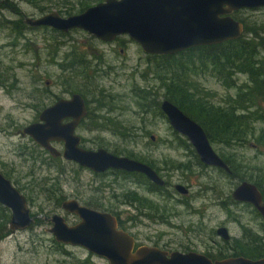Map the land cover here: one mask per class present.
I'll return each instance as SVG.
<instances>
[{"label":"rangeland","instance_id":"obj_1","mask_svg":"<svg viewBox=\"0 0 264 264\" xmlns=\"http://www.w3.org/2000/svg\"><path fill=\"white\" fill-rule=\"evenodd\" d=\"M17 2L26 16L41 15L31 4L21 0ZM59 9L53 6L47 13L59 12ZM239 17L251 27L258 28V33L264 39V8L244 11ZM19 18L18 14L7 9L0 12V158H6L18 164V170L25 173V178H22L23 184L28 183L29 180L32 181L33 184H30L29 189H26L24 193L32 198L30 208L36 218L27 229L17 230L0 241V264H109L105 258L89 256V251L83 247L65 245L56 241L50 232L53 226L51 222L53 214H62L70 224L75 223L76 218L63 211L55 200H49L46 196L43 190L55 189V186L58 189L55 190L57 197L62 196V191L68 198H78L90 205H95L100 197L102 201L99 203L105 204L103 206L109 209L119 206L118 210L129 212L122 215V225L129 228V231L135 235L138 244L160 243L171 249L183 250L187 244L186 233L190 214L186 206L180 205L178 200H173L167 194L168 191L156 196L148 193L145 188H138L141 194H139V200L151 206L148 214L152 216L150 219H141L136 217L138 213L133 207H126L120 203L123 199L121 193L124 190L131 187L137 188L134 185L130 187L122 176H95L90 170L78 169L76 165L55 163L41 148L32 144L31 161L23 165L24 157L16 154L15 150L18 149L20 142L25 140H21L22 138L17 135L12 137L13 125L19 128L26 126L33 121L40 109L52 104L58 98H68L73 92L82 88L80 84L84 80L81 76L68 71L64 72L60 67L62 62L66 63L70 60L67 54L68 52L72 54L70 51L74 48L92 65L87 73L96 76L93 89L97 92L104 90V94L109 95L108 99L102 100L103 103L109 102L110 96L116 98L112 102L113 112H108L109 107L105 105L107 108L102 109V112L96 111L95 115L112 117L114 122L125 119L132 122H136V119L140 121L139 117L142 114H138L134 90L153 88V90H160L161 93L165 92L164 88L161 89L159 77L166 74L160 67L167 64L166 60L147 55L141 46L128 36H122L116 42L106 43L79 29L72 30L66 36H60L53 28H34L27 25L24 28V35L16 38L15 33L6 25ZM187 58L185 56L181 59L184 64L188 62ZM190 76L195 82L212 92L213 101L219 105H225L242 86L251 84L247 74L237 73L233 76L234 85L227 87L205 67L200 73L191 72ZM68 82L73 84L70 86ZM9 86H14V89L9 94L4 93V89ZM163 99L164 97L160 98L162 101ZM87 100L91 102L92 108L96 106L92 96L88 95ZM263 101L259 99L260 104L264 106ZM92 124V118H86L77 130V133L83 137L84 147L89 149L103 147L111 152L129 150L138 157L153 161L172 185L176 183L190 185L191 197L180 196V194L179 196L188 198L187 200L192 199L194 206L201 207L205 215L203 220L208 227L204 230L209 231L216 225H224L228 227L232 237L242 235L241 227L232 218V215L236 214V208L220 205L222 200L230 196L237 180L220 171L215 172L216 170L212 168L207 170L202 168L196 164L195 158L190 160V150L186 142L181 139L186 138L182 136L179 140L175 136L168 119L148 117L144 124L139 123L136 129H132L130 138L126 141L111 127L97 128ZM250 126L255 127L256 135L260 132L263 123L258 121ZM4 129L10 130L11 135L5 134ZM255 135L248 133L245 145L242 147L236 145L235 149L222 143L212 144L220 155L233 156L231 152H234L236 158H231L237 160L235 166L239 169V174L245 179L259 181L264 187V139L258 142ZM152 136H155V139H152ZM186 141L188 142L187 139ZM55 146L60 150L63 149L60 145ZM42 156L47 162L40 160ZM35 158L37 162L33 161ZM57 164L68 168L67 177L65 179L61 177L62 181L59 179ZM188 164L191 166L196 164L191 172L184 171L189 168ZM32 171L36 177L28 178V174ZM212 178L219 179V210L208 203L212 193L202 192V186L212 185L210 182ZM32 189L34 190L31 191ZM203 204L209 205L207 210ZM158 209L160 212H166V217L162 221L158 219L161 215L156 212ZM244 212L246 213L242 215L241 220L253 225L251 220L254 217L253 213ZM193 217L198 221L202 216ZM134 222L138 225H133ZM231 250V244H226L219 237V253L228 255Z\"/></svg>","mask_w":264,"mask_h":264},{"label":"water","instance_id":"obj_2","mask_svg":"<svg viewBox=\"0 0 264 264\" xmlns=\"http://www.w3.org/2000/svg\"><path fill=\"white\" fill-rule=\"evenodd\" d=\"M261 6L264 7V0H104L79 14L63 16L58 11H51L36 17L25 16L24 23L65 33L79 29L105 42L128 36L146 53L173 55L195 46L240 38L244 32L243 23L230 14L234 10ZM222 14L228 16L222 17ZM161 109L171 127L193 146L202 163L230 172L229 165L216 152L201 124L169 99H163ZM87 115L88 106L83 95L75 93L68 98L61 97L41 111L39 122L24 127L22 134L30 135L53 154H63L65 159L95 172L108 169L140 172L151 181L165 185V180L145 162L116 155L105 148L90 150L83 147L82 137L76 129ZM66 119L71 120L65 122ZM55 142L64 143V149L60 151L53 145ZM177 187L186 192L183 185ZM234 197L253 202L264 214L261 192L256 185L243 182L235 190ZM0 203L11 210L12 232L27 229L35 220L27 198L1 171ZM62 208L78 215L81 221L70 225L63 215L55 213L50 232L56 241L84 247L106 258L110 264H264V258L231 257L213 262L198 252H169L150 245L136 247L134 236L119 229L117 219L111 213L81 205L76 199L65 200ZM220 231L226 237V229Z\"/></svg>","mask_w":264,"mask_h":264},{"label":"trees","instance_id":"obj_3","mask_svg":"<svg viewBox=\"0 0 264 264\" xmlns=\"http://www.w3.org/2000/svg\"><path fill=\"white\" fill-rule=\"evenodd\" d=\"M17 1L18 0H0V12L3 9H7L20 16L16 21L6 25L15 33L16 38L17 36L24 35V28L27 27V24L24 23L26 15L19 8ZM21 1L31 4L41 15L46 14L53 6H57L60 8L59 12L61 14L69 16L84 12L97 0ZM44 27L51 28L47 26L38 28ZM54 31L60 36H66L71 32L65 33L56 29H54ZM250 33L252 36L249 37L248 35H250ZM253 36H255V38ZM259 36L258 28L255 29L251 27L245 21V33L236 41H229L221 45L212 44L203 46L173 56L164 55L162 58L166 60L167 64L160 67L166 74L164 76L160 75L159 79L162 84L161 89L164 88L165 92L161 93L160 90H153V88H138L134 90V100L139 109L138 114H142V116L139 117L140 121L136 119V122H132L128 119L114 122L112 117L106 118L105 116L95 115L96 111L102 112L105 105L109 107L108 112H111L112 109H114L112 102L115 101L116 98L110 96V101L106 102V104L103 103L102 100L108 99L109 95H105L102 89L100 92L93 89L96 76L87 73L92 65L82 53L75 50L76 48L70 51L72 54L68 52L67 55L70 56V60L66 63L62 62L60 67L64 72H71L76 74V76H81L84 80L82 84H80L82 88L80 87L81 89H78L76 92L81 93L85 98L90 109L87 118H92V125L97 128L106 129L107 127H111L126 141L130 138L132 129H136L139 123L144 124L148 117L155 116L167 119L161 109L162 100H160V98L164 97V99H169L178 105L186 114L201 124L211 143H222L235 149L234 146L236 145L239 147L245 145V141L248 140V133L255 135V127L250 126L254 122L259 121L263 123V128L260 127V132L255 135V138L258 142L264 139V106L259 102V99L264 100V39ZM185 56L188 57V62L186 64L181 60L185 58ZM203 67L213 73L227 87L234 85L233 76L237 73L247 74L251 84L250 86L247 84L242 86L238 93L231 97L225 105H219V103L213 101L214 94L212 92L191 79V72L200 73ZM96 71L98 72V70ZM68 84L71 86L73 83L68 82ZM88 95L92 96L94 99V105H96L94 108L91 107V102L87 100ZM173 132L178 139L182 137L174 129ZM181 139L186 142V146L192 148V145L188 143L186 139ZM112 153L117 155L125 154L126 156L144 161L153 167L155 166L153 161L138 157L134 152H130L129 150L123 152L114 151ZM231 153L234 155L221 156L225 162L229 164L235 174V164L237 160L231 157L236 158V154L234 152ZM50 158L57 163L58 158L53 156ZM200 163L203 165L202 162ZM29 174H33V172ZM133 175L136 180L143 184L154 185L142 173L137 172ZM33 190L34 189L31 191ZM55 190H58L56 186L55 189L47 188L43 191L46 196H48L49 200H55L56 204L59 206L63 197H61V195L57 197L55 195ZM10 219V210L0 203V241L11 234L9 228Z\"/></svg>","mask_w":264,"mask_h":264},{"label":"flooded vegetation","instance_id":"obj_4","mask_svg":"<svg viewBox=\"0 0 264 264\" xmlns=\"http://www.w3.org/2000/svg\"><path fill=\"white\" fill-rule=\"evenodd\" d=\"M102 1H104V0H97L96 2H94L93 5H96V4H98V3L102 2ZM225 7L227 8V6H225ZM263 8H264L263 6L256 7V8H242V9H239V10H234L230 14V16L233 17L236 21H239V22L243 23V26H244L243 34H244L245 33V20L239 17L240 13L242 14V12H244V11L260 10V9H263ZM221 16L225 17V16H228V14H222ZM120 37H122V36L117 37L114 41H111V42H116ZM238 39L239 38L227 40V41L221 42L219 44L220 45L221 44H226L229 41H236ZM103 42H105V41H103ZM106 43H110V42H106ZM203 46H208V45L195 46V47L189 48L187 50L196 49V48H200V47H203ZM187 50H185V51H187ZM185 51H183V52H185ZM180 53H178V54H180ZM146 54L149 55V56L160 57V58H162L164 55H166V54H149V53H146ZM173 55H176V54H173ZM173 55H166V56H173ZM12 89H14V86H9V88L4 89V93L9 94ZM55 102L56 101H54L53 103H55ZM52 104H50V105H52ZM50 105H48V106H50ZM48 106H45L44 108L40 109L38 114L36 115V117L33 119V121L31 123L27 124L26 126H28V125H30L32 123H35V122H39L40 121L39 116H40L41 111L43 109H45L46 107H48ZM87 106L89 108L88 104H87ZM86 118L87 117H85V119ZM85 119L81 123H83L85 121ZM70 120L71 119H66L65 122H68ZM26 126H22V128H19V127L15 126V125L12 126V128L14 129V132L12 133V137L17 135L18 137L22 138L21 140H25L24 142H20L19 147H18L19 150L17 148L15 150L16 154H18L19 156L24 157V160L22 162L23 165L27 164V161H31L30 156H32V154L30 153V151H31L30 147H31V144H32L33 146H35L37 148H41L42 151H44V153L47 156H49V157L53 156L55 158H58L57 163H61V164H64V165H66V164L76 165L78 167V169L90 170L91 172H93V174L95 176H101V177H105V176H108V175H115V176L119 175V176H122L123 179L126 181V183L128 185H130V187H131V185H134L137 188L132 189L133 187H131L130 189L124 190L123 193H121V196H122L123 199H122V202L120 201V203L126 205V207H133L138 213V215L136 217H141V219L142 218L150 219V218H152V216H150L148 214V211L151 210L150 209L151 206H148L144 202H140L139 197H140L141 194L139 193L138 188H142V189L145 188L148 193H151L152 195H156V196L158 194H161L162 192H167L168 191L167 194L169 196H171L173 200H178V202H180V205L186 206L188 208V212L190 214V220H189L188 231L186 233L187 244L184 247V249L183 250L171 249L169 246L160 245V243H154V245H150V246H156V247H159V248H161L163 250H166V251H169V252H173V251H181V252H185V253L198 252V253L206 255L213 262H216V261H219V260H223V259H227V258H231V257H236V258L237 257H245V258H248V259H251V260H258V259L264 258V214H263V212H261V210L253 202L239 200V199H236L234 197V192L237 189V187H239L243 182H250V183L256 185L258 187L259 191L261 192V196H262L261 205L264 206V187H262L263 184L260 183L259 181L255 182V181H251L249 179H245L244 176L239 174V169L238 168H235V174H234V172H233V170L231 169L230 166H229L230 172H228V171H226L223 168L214 167V166H208V165H205L204 163H202L203 165H201L200 162H202V161L200 160L196 150L193 148V146H192V148L188 147V149L190 150V156H191L190 160L195 158L197 160V163H196L197 165L201 166L202 168H206V170L209 169V168H212V169L216 170L215 172L219 173V171H220L221 173L233 178L234 180H237V183L234 186L230 196L227 199H224V200H222L220 202V205H222V206L230 205V206H234L236 208V214L235 215L233 214L232 218H233V221H236L239 224V226L241 227L242 235L240 237H232L230 232H229L228 227L224 226V225H221V226L216 225V226H214L213 229H209V231L204 230L205 227H206V223L203 220L205 218V215L202 213L201 207L197 208L196 206H194L193 205L194 202H193L192 199L191 200H187L188 198L185 199V198H181L180 197L181 195L184 196V197H188V196H189V198L191 197L190 185H188V184L185 185L183 183H176V184L172 185L171 182H169L167 179H165V177L162 174L161 170H159L157 166L153 167L152 165L149 164L165 180V185H159V184L151 181L145 174L144 175L154 185H152V184H150V185L143 184L140 181L135 179L133 174L137 173V172H130V171L119 170V169H108V170H106L104 172H95V171H93L90 168L81 166L77 162L65 159L63 154H61V155L53 154L51 151H49V150L43 148L41 145H39L30 135H27V134L23 135L22 134V130ZM79 126L76 129V133H77V130H78ZM15 130H16V132H15ZM9 131L10 130L6 131V129H4L5 134H7L8 136L11 135V133H9ZM53 145L54 146L55 145H60L64 149V143H62V142H55V143H53ZM82 145H83V137H82ZM100 148H103V147H100ZM86 149H89V148H86ZM97 149H99V148H97ZM97 149H90V150H97ZM62 150H60V151H62ZM124 156H126V155H124ZM40 160L42 162H44V163L47 162L46 158H44L43 156L40 158ZM33 161L37 162V159L35 158ZM142 162H144V161H142ZM196 164H193V166L196 165ZM188 166H189V168H187L184 171H190L191 172L193 166H191L189 164H188ZM30 168H31V166H30ZM67 169L68 168L66 166L58 165L59 179L61 181H62V178L65 179V177H67ZM0 171L27 198L28 205L30 207V203L32 202V198L27 196L24 193V191L26 189H29L28 186L30 184H33V183H32L31 180H29L28 183L27 182L25 184L22 183V178H25V173H23V171L21 172V171L18 170V164L15 163V162H11V160H8L6 158L4 159L2 157V158H0ZM138 173H140V172H138ZM28 175H29V176H27L28 178H30L31 176H35L34 172H33V174H28ZM74 180H77V179L74 178ZM210 182L212 183V185L205 186V187L202 186L203 187L202 192L206 193L207 191H210L212 193V195L209 196L208 203L210 204V206H212V207H214V208L219 210V179H216V178L213 179L212 178ZM178 185H183L185 187V189H186V192L183 193L177 187ZM171 188H172V190H171ZM61 189L64 190L62 186H61ZM61 193H62L61 197H63V200H62L61 204L59 205V206H61V208H62V204H63V202L65 200L76 199V200L79 201V203L81 205L93 208V209L101 211V212L111 213L117 219L118 228L126 230L131 235L134 236V238L136 240V245H135L136 247H139V246H142V245H149V244H138V241H137L135 235L132 232L129 231V228H127V227L122 225V215H124L126 213L129 214V212H127L125 210H118L119 206H116V208H114L115 207L114 206L112 209H109L108 207L103 206L105 204L99 203V202L102 201L100 197L96 201L95 205H90V204H87L85 202L83 203L78 198H68L67 195H64L62 191H61ZM125 193H128V194H125ZM179 194H180V196H179ZM208 206L209 205H207V204H203V207L205 208V210H207ZM4 207H6V206H4ZM6 208L9 209L8 207H6ZM62 210H63V208H62ZM244 211H249V212L253 213L254 217L252 216L253 218H251V220L253 222V225H249L250 222H245V221L241 220L242 219V215H244L246 213ZM65 212H67V211H65ZM156 212L157 213H161V215L158 218L159 220L162 221L166 217V212L165 211L160 212L159 209H158V210H156ZM10 213H11V210H10ZM67 213H69V212H67ZM31 214H32V209H31ZM69 214H72V213H69ZM72 215H74L75 218H76V221L73 224H70L68 222V220L65 218L66 221L70 225H75V224H77V223H79L81 221L78 215H76V214H72ZM199 215H201L202 217L199 218L198 221H196L193 216L197 217ZM11 216H12V213H11ZM32 216H34V215L32 214ZM34 217L36 218V216H34ZM128 218L132 219L130 216H128ZM134 219H137V218H134ZM141 219L139 220V223L141 222ZM10 221H11V219H10ZM156 223H160V222H156ZM133 225H138V224L136 222H134ZM9 228H10V222H9ZM206 228H208V227H206ZM221 228H225L226 229V231H227L226 237L220 231ZM10 231H11V233H13L11 229H10ZM219 237L222 238L223 241L226 244H231L232 250H231L230 254L225 255V254L219 253ZM233 241H234V243H232ZM61 244H63V243H61ZM65 245H67V244H65ZM94 255L98 256V255H96V254H94V253L89 251V256H94ZM99 257H101V256H99ZM102 258H104V257H102Z\"/></svg>","mask_w":264,"mask_h":264},{"label":"bare ground","instance_id":"obj_5","mask_svg":"<svg viewBox=\"0 0 264 264\" xmlns=\"http://www.w3.org/2000/svg\"><path fill=\"white\" fill-rule=\"evenodd\" d=\"M75 93H79V92H74V93H72V95L75 94ZM80 94H81V93H80ZM81 95H82V94H81ZM93 108H94V107H93ZM100 110H101V109H100ZM89 111H90V109L88 108V114H89ZM113 111H114V109H112V112H113ZM87 116H88V115H87ZM87 116H86V117H87Z\"/></svg>","mask_w":264,"mask_h":264}]
</instances>
